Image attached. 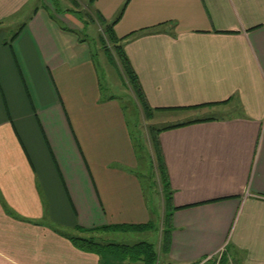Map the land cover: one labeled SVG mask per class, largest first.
<instances>
[{
    "label": "crops",
    "instance_id": "crops-1",
    "mask_svg": "<svg viewBox=\"0 0 264 264\" xmlns=\"http://www.w3.org/2000/svg\"><path fill=\"white\" fill-rule=\"evenodd\" d=\"M123 2L91 5L109 21ZM89 25L0 0V264H101L64 233L151 218L141 144L102 89ZM112 29L147 105L185 122L155 133L170 191L158 260L264 264V0H127Z\"/></svg>",
    "mask_w": 264,
    "mask_h": 264
},
{
    "label": "rangeland",
    "instance_id": "rangeland-1",
    "mask_svg": "<svg viewBox=\"0 0 264 264\" xmlns=\"http://www.w3.org/2000/svg\"><path fill=\"white\" fill-rule=\"evenodd\" d=\"M45 1L49 6H51V8L53 7L56 9L57 7L59 10H78L82 22L85 23L86 26L87 24H90L89 31L87 32V29H84L85 33L82 29L80 34L90 36L91 50L94 54L96 62L100 66L99 73H101L100 79L102 80V89L106 92L119 93L122 103H125L124 112L128 117H131L130 122L133 128L132 131L137 137V142L141 144V149H138V152L146 165L145 172L149 179V196L152 212L149 227L142 230H109L103 232L102 236L105 237L101 238L123 243H133L138 240H147L154 245L157 252L158 246H156V243L160 235L164 206L162 205L163 202L161 203L163 189L160 183V172L158 170V159L156 156L157 149H155L154 143L155 133L157 131L155 129L171 122L170 118L167 117L169 112H165L167 113V116L162 117L160 110L158 112L150 109L147 115H145L144 111H142L139 102L135 99L132 93L130 83L124 78L121 66L119 64L113 65L107 58L106 53L108 51L104 46L109 44L103 32L104 23L97 18L96 11L92 7L91 3L89 4L87 0H56V2L54 0ZM17 16V13L15 16L14 13H11V16L7 21L10 22V20H13ZM148 146L150 149H148ZM119 264H139V261L134 262L123 259L119 262Z\"/></svg>",
    "mask_w": 264,
    "mask_h": 264
},
{
    "label": "trees",
    "instance_id": "trees-1",
    "mask_svg": "<svg viewBox=\"0 0 264 264\" xmlns=\"http://www.w3.org/2000/svg\"><path fill=\"white\" fill-rule=\"evenodd\" d=\"M56 2V0H54ZM91 3L93 0H87ZM127 0H124L123 4L119 8L116 15L110 19L109 21H104V18L101 16L100 13L96 12L97 18L104 23L103 32L107 38L108 44L105 45V49L108 51L107 58L110 62L114 64H119L122 68V72L124 78L127 82L130 83V88L135 99L139 102L142 111H144L145 115L148 114L149 110L152 109L147 105L144 100V97L140 91L137 78L130 67L124 50L122 48L121 40L122 36L118 37L113 29L112 24L115 20L119 17L123 6L125 5ZM56 7V5H55ZM56 9H58L56 7ZM69 11L75 12L79 18H81L78 10L69 9ZM15 32L12 34V36ZM111 50V51H110ZM185 122L180 123H172L169 125H165L167 127L176 126ZM163 127V126H162ZM161 128V127H160ZM160 128H156L155 130H159ZM155 143V142H154ZM157 159H158V170L160 172V183L163 189V219L162 225L160 228V240H159V249L165 251L168 244V226H169V214H170V207H169V199H170V191L168 181L166 179V174L164 170L163 163L160 158L159 150H157ZM150 220L145 222L139 223H108L103 225H97L92 227H83L82 229L87 231L89 235H79V234H69L64 233L75 247L85 250V251H92L99 255L100 262L106 264L109 260L120 262L123 259H127L128 261H139V264H161L158 260V254L154 248V245L147 241V240H138L133 243H123V242H116L111 240H106L97 236V232L99 231H109V230H142L144 228L149 227ZM79 228V227H78ZM216 264H228L227 256L221 254L218 258Z\"/></svg>",
    "mask_w": 264,
    "mask_h": 264
}]
</instances>
